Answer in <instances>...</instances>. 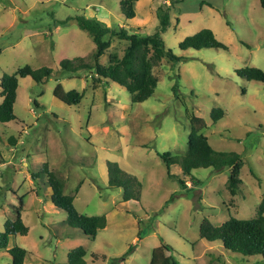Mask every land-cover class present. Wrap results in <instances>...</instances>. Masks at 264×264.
I'll use <instances>...</instances> for the list:
<instances>
[{
  "label": "rangeland",
  "instance_id": "1",
  "mask_svg": "<svg viewBox=\"0 0 264 264\" xmlns=\"http://www.w3.org/2000/svg\"><path fill=\"white\" fill-rule=\"evenodd\" d=\"M163 2L139 0L135 18L128 20L120 0H0V78L26 64L52 69L43 84L19 79L15 119L0 123V232L19 211L28 233L12 236L8 246L27 251L25 264H68L67 252L77 246L86 251L85 264H149L161 241L173 249L178 264H264L260 255L243 256L199 237L204 218L213 225L229 217L253 218L264 196V83L235 73L244 66L264 71L259 0L175 3L161 37L182 58L172 63L164 57L153 66L157 84L143 102L132 103L122 86L100 82L88 71L60 68V60L87 57L95 47L75 16L151 34ZM203 28L211 29L227 49L178 48ZM106 39L102 65L110 54L121 57L127 45L116 37ZM57 84L84 96L67 105L53 95ZM216 106L225 115L213 123L210 112ZM191 113L205 120L203 134L213 149L240 154L241 183L234 195L225 187L227 168L193 169L200 180L194 185L177 164L169 166V176L157 155L186 151ZM107 161L141 182L138 201L123 202V190L108 187ZM44 164L62 180L64 194L74 196L79 213L105 215L106 226L94 240L69 226L66 213L52 206ZM178 178L186 180L185 187ZM0 264H12L9 253L0 251Z\"/></svg>",
  "mask_w": 264,
  "mask_h": 264
},
{
  "label": "trees",
  "instance_id": "2",
  "mask_svg": "<svg viewBox=\"0 0 264 264\" xmlns=\"http://www.w3.org/2000/svg\"><path fill=\"white\" fill-rule=\"evenodd\" d=\"M138 1L120 0L121 13L126 19L131 20L135 17V4ZM179 1L181 0H164L157 7L158 26L151 34L132 31L126 24L117 28H110L95 19L83 15L75 16L74 20L77 27L92 38L95 47L87 57L77 56L72 59L60 60L61 70L71 73L88 71L94 79L100 82L112 81L122 86L129 93L132 103L145 101L153 95L157 84V79L152 74L153 66L164 57L172 63L179 62L182 58L166 48L161 37V33L170 26L171 9ZM259 1L264 9V0ZM106 36L124 40L127 45L121 57L110 54L107 65H102L99 59L109 48V41ZM178 48L180 50H200L202 48L226 50L227 46L215 37L211 29L203 28L181 40ZM235 73L245 80L264 83V71L260 68L244 66L236 69ZM51 75L52 69L47 66L32 68L27 64L17 68L12 73L3 74L0 78V123H7L15 119L13 109L19 79L30 77L35 83L43 84ZM171 89L175 94L177 90L176 83L171 86ZM53 95L67 105H74L81 101L84 93L75 89L64 92L61 85L57 84L53 90ZM224 115L225 111L221 107L216 106L211 109L210 117L213 123ZM187 116L190 131L187 136L186 151L181 155L170 152H157V155L166 166L167 174L171 176L169 166L177 164L180 166L182 175L194 185H198L200 180L191 174L193 169L212 167L219 171L227 168L228 174L225 187L231 195H234L241 183L239 177L242 166L240 154L234 151L213 149L209 145L207 137L203 134V130L207 126L205 120L194 113L187 114ZM106 165L108 187L121 188L123 190V202L138 201L142 187L141 182L134 175L121 169L116 162L107 161ZM43 171L51 188L49 199L52 206L66 213L69 226L82 230L85 236L90 240H94L97 232L106 226L105 215L88 216L79 213L73 205L74 196L64 194L62 180L52 170H49L47 164H44ZM31 178L34 179L32 175ZM178 182L182 187L186 186V180L178 178ZM27 233L28 227L23 223L19 211L15 219L5 220L4 229L0 232V251L9 253L12 264H25L27 251L18 245L8 246L9 240L12 236L26 235ZM199 237L208 242H220L224 249L243 256L260 255L264 257V196L258 203L256 215L253 218L229 217L220 225H213L211 221L204 218L199 225ZM172 250L168 244L161 241L160 246L152 249L149 264H178L171 255ZM164 251L169 254L165 255ZM85 255V249L82 246H77L67 252V263L85 264Z\"/></svg>",
  "mask_w": 264,
  "mask_h": 264
},
{
  "label": "crops",
  "instance_id": "3",
  "mask_svg": "<svg viewBox=\"0 0 264 264\" xmlns=\"http://www.w3.org/2000/svg\"><path fill=\"white\" fill-rule=\"evenodd\" d=\"M135 18V17H134Z\"/></svg>",
  "mask_w": 264,
  "mask_h": 264
}]
</instances>
